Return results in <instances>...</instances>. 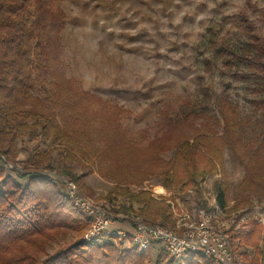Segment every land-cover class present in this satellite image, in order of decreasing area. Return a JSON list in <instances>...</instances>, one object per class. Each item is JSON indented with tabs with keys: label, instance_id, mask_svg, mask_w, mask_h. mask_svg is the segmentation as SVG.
<instances>
[{
	"label": "trees",
	"instance_id": "obj_1",
	"mask_svg": "<svg viewBox=\"0 0 264 264\" xmlns=\"http://www.w3.org/2000/svg\"><path fill=\"white\" fill-rule=\"evenodd\" d=\"M61 1L0 0V264H215L196 254L178 258L166 254L160 260L161 252L152 256L157 248L140 250L113 237L104 242L99 238L86 241L83 235L90 227L89 218L73 205L62 181L44 172L54 170L51 158L58 147H63L59 150L60 172L82 187L84 177L96 168L115 183L109 197L130 193L123 187L127 183L161 177L168 189L195 188L197 203L205 204L201 183L215 174L225 176L224 149L228 146L236 150L237 146L238 106L222 95L218 100L220 120L210 113L208 105L181 118L171 117L165 109L160 111V131L164 130L169 138L151 151L154 168L147 167L146 162L134 167L124 161L125 157H118L126 150L132 155L138 144L122 141L125 136L120 133V120L125 110L120 104L85 90L67 76L62 42L66 13ZM244 20L250 48L240 54L221 46L218 52L224 57L225 67L239 70L234 76L250 77L238 68L246 64L264 84V42L256 32V24ZM21 136L39 137L57 145L43 150L37 145L33 160L25 168L17 163ZM170 150H174L173 156L164 162L163 154ZM245 155L248 162L244 182L251 189L236 201L233 210L246 208L254 198L264 202V137L241 154ZM142 158L152 160L148 155ZM73 164L80 168L79 174ZM133 197L142 201L139 195ZM217 199L219 207L225 208L222 186ZM143 209L148 223H168L169 206L154 201L152 209ZM253 224L251 230L235 229L233 225L229 232L238 247L253 250L252 258H248L247 250L240 252L249 260L243 264H264V224L257 220ZM61 232L74 233V241L43 257Z\"/></svg>",
	"mask_w": 264,
	"mask_h": 264
},
{
	"label": "rangeland",
	"instance_id": "obj_2",
	"mask_svg": "<svg viewBox=\"0 0 264 264\" xmlns=\"http://www.w3.org/2000/svg\"><path fill=\"white\" fill-rule=\"evenodd\" d=\"M61 7L66 13L62 42L67 76L85 90L120 104L125 110L120 120V133L125 137L121 139L125 144L130 141L138 144L132 155L126 150L118 157H125L124 161L135 164L134 167L146 162L147 167L154 168L151 151L169 138L164 130L160 131V111L165 109L171 117L181 118L208 105L210 113L220 120L218 100L222 95H227L238 106L237 146L236 150L228 146L224 149L225 176L215 174L201 183L205 204L197 203L195 188L168 189L161 177L127 183L123 187L130 193L109 197L115 183L103 177L96 168L84 177L85 187H82L70 175L60 172L62 154L59 150L63 151V147H58L51 158L54 170L44 172L70 178L84 196L121 217L133 214L144 219L143 208L152 209L154 201L169 206L170 218L164 224L168 228H178V223H186L189 216L195 217L197 210L204 208L217 228L226 231L236 264L248 263L240 252L247 250L248 258H252L253 250L238 247L229 229L234 225L235 229L251 230L253 220L264 224V202L256 198L246 208L233 210L236 201L251 189L244 182L248 156L241 154L250 151L264 137V84L246 64L238 68L251 76H234L239 70L225 67L224 57L218 51L226 46L244 54L250 48L244 19L256 24V32L264 42V0H62ZM37 145L43 150L57 144L39 137L21 136L17 158L21 167L29 166ZM173 151L163 154L164 162L173 156ZM144 155L151 156L152 160H144ZM72 168L80 173L77 164ZM220 186L225 191V208L218 205ZM133 194L139 195L142 201L132 198ZM130 206L134 209H125ZM113 227L133 231L126 221L111 225L109 229ZM74 239L72 232L59 233L43 257ZM99 239L100 242L113 240L107 234ZM156 248L152 256L157 257L161 252L160 260L165 258L163 244Z\"/></svg>",
	"mask_w": 264,
	"mask_h": 264
},
{
	"label": "built area",
	"instance_id": "obj_3",
	"mask_svg": "<svg viewBox=\"0 0 264 264\" xmlns=\"http://www.w3.org/2000/svg\"><path fill=\"white\" fill-rule=\"evenodd\" d=\"M59 179L73 205L90 220V228L83 237L86 241L107 234L124 245L131 244L140 250L154 249L163 244L162 251L177 258L196 254L211 259L215 264H235L236 257L226 231L217 228L213 217L204 208L197 210L193 218L188 215L189 221L178 223V228H168L162 224L148 223L133 214H123L126 217H121L115 211L84 196L70 178ZM124 221L133 227V231L116 227L109 229L111 225Z\"/></svg>",
	"mask_w": 264,
	"mask_h": 264
}]
</instances>
